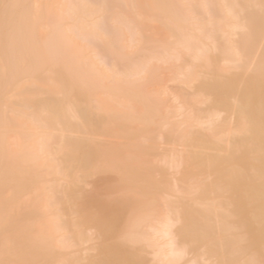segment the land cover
Here are the masks:
<instances>
[{
    "label": "bare ground",
    "instance_id": "1",
    "mask_svg": "<svg viewBox=\"0 0 264 264\" xmlns=\"http://www.w3.org/2000/svg\"><path fill=\"white\" fill-rule=\"evenodd\" d=\"M246 262L264 0H0V264Z\"/></svg>",
    "mask_w": 264,
    "mask_h": 264
},
{
    "label": "snow or ice",
    "instance_id": "2",
    "mask_svg": "<svg viewBox=\"0 0 264 264\" xmlns=\"http://www.w3.org/2000/svg\"><path fill=\"white\" fill-rule=\"evenodd\" d=\"M4 7L5 9H7L8 7H10V5L5 4ZM246 264H253V262H246Z\"/></svg>",
    "mask_w": 264,
    "mask_h": 264
}]
</instances>
